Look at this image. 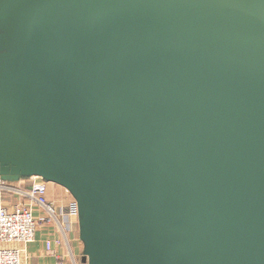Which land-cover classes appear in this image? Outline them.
Listing matches in <instances>:
<instances>
[{
	"label": "water",
	"instance_id": "1",
	"mask_svg": "<svg viewBox=\"0 0 264 264\" xmlns=\"http://www.w3.org/2000/svg\"><path fill=\"white\" fill-rule=\"evenodd\" d=\"M77 203L88 264H264V0H0V178Z\"/></svg>",
	"mask_w": 264,
	"mask_h": 264
},
{
	"label": "crops",
	"instance_id": "2",
	"mask_svg": "<svg viewBox=\"0 0 264 264\" xmlns=\"http://www.w3.org/2000/svg\"><path fill=\"white\" fill-rule=\"evenodd\" d=\"M24 177L33 179L40 176H20L18 179H10V181L15 186H21L27 180ZM31 179L27 182V186L32 185L33 180ZM4 181L8 182V180ZM45 182L47 185L46 197L49 202L55 205L58 213L53 218L48 216L43 208L33 206V215L37 221L35 238L22 253L21 264H88L79 233L78 212L76 220H71V222L66 215L61 213L66 210L70 202L76 203L73 195L57 183ZM1 198L8 205L18 203L15 195L10 196L0 192ZM47 241H50L49 248H47ZM0 246L2 245L0 244ZM10 246L21 247L17 243H12Z\"/></svg>",
	"mask_w": 264,
	"mask_h": 264
},
{
	"label": "built area",
	"instance_id": "3",
	"mask_svg": "<svg viewBox=\"0 0 264 264\" xmlns=\"http://www.w3.org/2000/svg\"><path fill=\"white\" fill-rule=\"evenodd\" d=\"M8 184L0 178V190H7ZM46 182L40 177H34L31 188L26 193L29 204L22 206L11 205L10 207L0 203V264H21L22 253L27 244L34 241L37 221L33 215V206L43 208L48 216L55 218L57 211L54 205L46 199ZM77 205L74 201L70 202L62 215L67 219L76 220ZM12 243L20 244L21 247H12ZM50 241H47V248Z\"/></svg>",
	"mask_w": 264,
	"mask_h": 264
},
{
	"label": "rangeland",
	"instance_id": "4",
	"mask_svg": "<svg viewBox=\"0 0 264 264\" xmlns=\"http://www.w3.org/2000/svg\"><path fill=\"white\" fill-rule=\"evenodd\" d=\"M26 178H27V180L23 182L24 185H21V186H15V185H13L11 183L10 179H9L8 182H7V184H9L7 190H3V191L0 190V192L9 194L10 196H14V195L16 196L18 203L12 204L13 207L15 205L22 206V205H25V204H29L30 203L29 202L30 199H28V196H27L26 193L29 191V188H31V186H27V184H28L27 182L30 181L31 178L30 177H24V179H26ZM31 180H34V178L31 179ZM46 190H47V188H46ZM14 192H17V193H14ZM46 199H47V197H46ZM47 201H48V199H47ZM0 203H2L5 206H8V207L11 206V205H8L7 203L3 202L2 198L0 199ZM54 207H55V205H54ZM56 211H57V209H56ZM0 247H3V245L0 246ZM25 248H26V246H25Z\"/></svg>",
	"mask_w": 264,
	"mask_h": 264
}]
</instances>
